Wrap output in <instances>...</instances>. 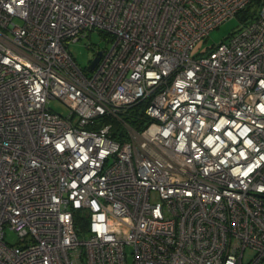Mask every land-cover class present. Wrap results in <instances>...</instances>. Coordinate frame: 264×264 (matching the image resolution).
I'll return each instance as SVG.
<instances>
[{"label": "built area", "instance_id": "2783aa9c", "mask_svg": "<svg viewBox=\"0 0 264 264\" xmlns=\"http://www.w3.org/2000/svg\"><path fill=\"white\" fill-rule=\"evenodd\" d=\"M252 1L0 0V264H264V0L190 56Z\"/></svg>", "mask_w": 264, "mask_h": 264}, {"label": "rangeland", "instance_id": "374dc122", "mask_svg": "<svg viewBox=\"0 0 264 264\" xmlns=\"http://www.w3.org/2000/svg\"><path fill=\"white\" fill-rule=\"evenodd\" d=\"M242 23L243 21L239 15H234L220 23L216 28L212 29L205 38L195 44L190 52V56L198 57L199 55L206 54L209 47L225 41L228 36L241 27ZM110 44L111 41H109V38L106 35L99 33L97 30H93L89 32L87 36L82 37L77 41L70 42L67 46V50L71 53L75 62L86 70L95 53ZM48 106L61 115H67L69 113L68 106L58 98L50 99ZM79 236L84 238L87 234L79 233ZM4 239L9 244H15L18 241V236L14 231L6 228ZM253 254L254 253L251 249L245 250L243 260H249L253 257Z\"/></svg>", "mask_w": 264, "mask_h": 264}, {"label": "trees", "instance_id": "16d2710c", "mask_svg": "<svg viewBox=\"0 0 264 264\" xmlns=\"http://www.w3.org/2000/svg\"><path fill=\"white\" fill-rule=\"evenodd\" d=\"M260 5V0H253L250 2L246 7H244L242 10H240L236 15H239L243 21L242 24H245L250 19H252L256 13V10L258 9V6ZM215 47V45L209 47L207 51L212 50ZM147 102H139L135 104L134 106L130 107L128 110H126L123 114V119L125 122H127L132 128L136 130L142 129L147 123H148V117L146 116L144 109ZM103 120H107L106 118H101ZM117 128H120L118 122L113 121V131L112 136L115 139L119 138V134L116 132ZM76 225L81 226V228H84L85 224L84 222H81L80 219H76L75 221Z\"/></svg>", "mask_w": 264, "mask_h": 264}, {"label": "water", "instance_id": "95a60500", "mask_svg": "<svg viewBox=\"0 0 264 264\" xmlns=\"http://www.w3.org/2000/svg\"><path fill=\"white\" fill-rule=\"evenodd\" d=\"M101 56V51H97L95 56L93 57V59L90 61L88 68L91 70L94 68V66L96 65V63L98 62V60L100 59Z\"/></svg>", "mask_w": 264, "mask_h": 264}]
</instances>
